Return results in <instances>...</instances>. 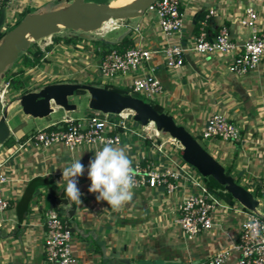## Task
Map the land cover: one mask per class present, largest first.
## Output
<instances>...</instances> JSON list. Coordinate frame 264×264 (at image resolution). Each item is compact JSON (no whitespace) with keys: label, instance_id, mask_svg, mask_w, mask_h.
Returning <instances> with one entry per match:
<instances>
[{"label":"crops","instance_id":"crops-1","mask_svg":"<svg viewBox=\"0 0 264 264\" xmlns=\"http://www.w3.org/2000/svg\"><path fill=\"white\" fill-rule=\"evenodd\" d=\"M68 1L1 0L4 18L0 31L13 22L16 13L24 9L28 12L46 10ZM92 1L119 5V0ZM180 4L184 12L182 26L177 35L166 40L188 45L197 30L198 20L211 8L214 12L207 19V31L213 33L224 25L234 46L224 53L184 52L182 65L171 69L165 65L160 51L166 40L157 27V15L153 10H145L137 19L113 21L107 23V27L85 34L61 29L48 39L34 41L47 61L23 70V88L25 91L37 90L46 83L58 82L127 88L131 76L152 74L160 82L161 90L150 99L176 123L183 125L195 139L212 112L222 113L236 125L239 140L202 138L203 148L229 169V174L237 179V183L253 194L258 201L255 209L264 217V190L258 188V181L264 179V58L254 69L242 74L236 75L227 69L247 34V29L238 22L243 8L252 4L257 11L256 23L258 27L262 26L264 0H180ZM113 28L120 30L112 37H105V32ZM123 36L130 42L127 45L148 49L149 58L142 61L130 77L115 75L102 78L97 70L101 56L99 48H106L104 43L109 45ZM45 46L47 48L44 49ZM20 67V61H15L8 74ZM25 91H11L7 87L0 100V112L5 106L8 112L18 105L16 98ZM81 95L83 93L74 94L75 100L68 97V101L75 104L74 109L68 111L55 106L50 100L52 112L35 117L37 122L33 120V127H23L29 117L26 114H22L21 121L13 125L8 124L7 116L5 118L12 141L0 144L1 168L6 177L1 193L9 201L7 207L0 211V264H41L43 211L49 207L48 193L51 189L58 192L65 189L63 168L80 159L87 169V161L94 157L93 146L87 143L68 149L61 143L41 147L27 139L35 129L63 118L83 122L91 110L85 109L81 117L74 116L75 112L86 108ZM76 97L80 100L76 101ZM54 113H59V117H52ZM139 126L134 129L141 133L144 129ZM144 134L145 137H142L125 131L120 142L113 146L128 145L132 161L140 155L160 158L153 145L158 136ZM178 147L176 143L175 146L164 144L166 154L174 160L176 158L171 154H175ZM186 168H189L188 164ZM34 178L42 183L30 184ZM90 183L85 171L77 185L82 194L81 204L71 201L65 190L63 200L56 204L61 213L72 215L70 245L75 264H121L118 260L123 257L130 260L161 258L187 263L197 259L206 264L207 257L224 249L229 253L221 264H234V245L245 211L235 199L225 200L218 196L220 204L212 211L213 225L187 238L174 222V217L183 195L191 190L188 185L180 186L171 193H166L161 187L134 188L132 202L114 211L106 201H97L96 193L88 191Z\"/></svg>","mask_w":264,"mask_h":264},{"label":"built area","instance_id":"built-area-1","mask_svg":"<svg viewBox=\"0 0 264 264\" xmlns=\"http://www.w3.org/2000/svg\"><path fill=\"white\" fill-rule=\"evenodd\" d=\"M146 10H153L156 13L157 27L165 40L178 34L184 16L180 0H154ZM213 12V9H208L198 20L197 30L188 45L168 40L163 43L160 51L167 67L171 69L180 67L184 52L224 53L234 46L224 25L213 33L207 31V19ZM256 19V9L252 4H247L238 18L239 24L247 29V34L227 67L233 74H242L254 69L264 58V24L258 27ZM99 50L101 56L97 70L102 78L107 79L115 75L130 77L140 63L147 60L150 55L148 49L133 44L121 50L112 46ZM262 74L264 75V70ZM1 84L0 100L8 87L7 76L1 78ZM126 86L129 91L142 93L148 98L161 90L160 82L150 73L131 76ZM129 117L130 111L113 114L91 110L83 122L63 118L35 129L27 139L41 147L61 143L68 149L87 143L93 146L94 154V150L99 149L105 142L118 144L121 134L126 130L145 137L144 133L134 129L136 127H131L130 124L134 121H127ZM199 136L204 139L219 138L232 141L239 140L240 137L236 125L220 112H212L206 117ZM153 145L160 158L140 155L138 159L132 161V167L137 173L135 188L161 187L166 193H171L180 186L188 185L191 190L183 195L174 222L187 238L209 229L213 225L212 211L220 204L218 196L207 187L203 177L194 168H186L185 162L171 159L164 151L162 141ZM1 164L0 161V211L9 204L8 198L1 193L2 183L6 179ZM258 188L264 190V179L258 181ZM71 218L70 213H59L57 209L51 207L44 209L41 264H75L70 245ZM234 250L236 253L234 264H264V217L256 209L255 211L245 209L239 223ZM228 253L227 249L216 251L207 257L206 264H221Z\"/></svg>","mask_w":264,"mask_h":264},{"label":"water","instance_id":"water-1","mask_svg":"<svg viewBox=\"0 0 264 264\" xmlns=\"http://www.w3.org/2000/svg\"><path fill=\"white\" fill-rule=\"evenodd\" d=\"M154 0H129L119 5L92 0H69L57 7L25 13L17 23L0 36V81L5 69L12 65L17 55L29 44L45 38L61 29L78 31L81 34L101 28L109 20H121L140 16ZM4 9L0 7V26L3 23ZM77 90L87 94V107L102 113L131 112V118L141 126L152 123L154 129L166 133L178 144L177 156L201 176L213 178L223 186L224 191L247 210L255 211L257 199L253 194L225 172L224 167L189 133L164 111H157L153 105L129 92H120L112 88L93 83L58 82L46 83L37 90L25 91L17 96L20 111L32 117H43L52 112L51 100L63 110H72L73 102L68 101ZM6 106L0 112V144L8 137L9 127L5 121ZM31 180L30 184L36 182ZM121 264H205L193 259L188 263L181 260H164L161 258H138L130 260L123 257Z\"/></svg>","mask_w":264,"mask_h":264},{"label":"clouds","instance_id":"clouds-1","mask_svg":"<svg viewBox=\"0 0 264 264\" xmlns=\"http://www.w3.org/2000/svg\"><path fill=\"white\" fill-rule=\"evenodd\" d=\"M128 149V145L116 147L105 142L101 148L94 150V157L89 160L87 169L80 159L63 168L62 180L66 182L64 190L67 197L77 204L82 203V194L77 185L79 177L87 171L91 181L88 191L97 194V201H106L114 211L130 204L137 173L132 167Z\"/></svg>","mask_w":264,"mask_h":264},{"label":"trees","instance_id":"trees-1","mask_svg":"<svg viewBox=\"0 0 264 264\" xmlns=\"http://www.w3.org/2000/svg\"><path fill=\"white\" fill-rule=\"evenodd\" d=\"M27 10H22L18 13V15L16 16V18L14 19V21L7 25V27L0 31V36L9 28H11L15 23H17L19 21V19L25 14L27 13ZM130 42L128 41V39L126 38V36H123L120 40H118L117 42L111 43V44H105V46L107 47H115L118 50L123 49L124 47H126L127 44H129ZM47 48V46L44 47V49ZM17 60L20 61L21 63V67L12 72V73H6L4 76H7V80H8V88L11 91H17L19 89H21L22 91H25V89L23 88V81H22V72L26 67H31L34 65H38L40 63L46 62L47 58L43 57V52L35 45V42H31L29 44V46L27 47V49H25L23 52H20V54L18 55ZM16 61V60H15ZM104 87L107 88H112L114 90L120 91V92H128L129 90L125 87V88H119V87H113V86H108V85H103ZM77 93H81V92H85L84 90H77ZM150 102L153 107L157 110V111H162L161 107L159 105H157L155 102H153L152 100L148 101ZM53 127V126H52ZM12 141L11 137H7L4 141L3 144H9ZM225 172L229 174V169L224 168ZM205 184L207 185V187L213 191L217 196H220L222 198H224L225 200H229L232 197L229 195L228 192L224 191L223 186L219 183H217L213 178H211L210 176L208 177H203ZM237 182V179L235 180ZM63 195H64V190L62 189L60 192L58 191H54L53 189L50 190V192L48 193V206L51 208L56 209V204H58L59 202H61L63 200ZM48 207V208H49ZM244 208V207H243ZM59 213H61L59 210H57Z\"/></svg>","mask_w":264,"mask_h":264},{"label":"rangeland","instance_id":"rangeland-1","mask_svg":"<svg viewBox=\"0 0 264 264\" xmlns=\"http://www.w3.org/2000/svg\"><path fill=\"white\" fill-rule=\"evenodd\" d=\"M113 1V0H112ZM115 1V0H114ZM127 1H129V0H119V4H122V3H125V2H127ZM98 2H100V1H98ZM18 15V13H16V15H15V17H14V19L16 18V16ZM138 18V16L137 17H134V18H128V19H130V20H134V19H137ZM14 21V20H13ZM114 22L115 21H118V20H113ZM9 24H11V23H9ZM65 31H68V30H70V29H64ZM120 29H109V30H107L106 32H105V34H104V36L105 37H112V36H114L118 31H119ZM71 31V30H70ZM58 33V32H57ZM57 33H54L55 35L57 34ZM53 34V35H54ZM45 39H48V36L47 37H45ZM39 40V39H38ZM38 40H36V41H38ZM40 40H44V38H41ZM20 54V53H19ZM18 54V55H19ZM18 55H17V57H16V61H18L17 60V58H18ZM15 62V61H14ZM13 62V63H14ZM10 67H11V65L10 66H8L6 69H5V71H4V73H3V76L2 77H4V75L6 74V73H8V69H10ZM1 88H2V84L0 85V90H1ZM130 93H132L133 95H135V96H137V97H140V98H142L143 100H146V101H150L151 99H150V97L148 98V97H146L145 95H143L142 93H138V92H131V91H129ZM81 93H83V95H81V97L80 98H82V104L85 106L86 105V108L85 107H83L82 108V110L81 111H79V112H75V114H74V116H77V117H81V116H83L84 115V112H85V109H88V107H87V95L84 93V92H81ZM81 93H79V94H81ZM74 94H77V92H74L71 96H68L69 98H71L72 97V99H74L75 100V98H74ZM153 96V95H152ZM80 99L79 98H77L76 97V101H79ZM20 108H19V105H15L13 108H11L10 110H8V112H7V118H8V124H10V125H13V124H16V123H18L19 121H21V119H22V112L19 110ZM123 113H126V112H129V110H123L122 111ZM52 115V117H59V113H54V114H51ZM33 120H35L36 122H37V120H36V118L35 117H32V116H29V117H27L26 119H25V122H26V124L23 126V127H33L34 125L32 124V122H33ZM127 121H133V120H131V117H129L128 119H127ZM131 125V127H136V128H139L140 126H139V124L138 123H131L130 124ZM142 127V129H144V131L142 132L141 131V133H149L150 135H153L152 137H154L155 135H157L158 136V139L156 140V142H159V141H162L163 142V144H167V145H172V146H175V143H176V141L175 140H173L171 137H169L166 133H161V132H157L155 129H154V126H153V124L151 123L150 125H148V124H146V126H141ZM149 127V128H148ZM152 127V128H151ZM127 131V130H126ZM156 133V134H155ZM157 136H155V137H157ZM8 137H10V136H8ZM196 140L198 141V143L203 147H205V145L203 144V142H202V138L200 137V136H198V137H196ZM176 145L178 146V144L176 143ZM164 151L166 152V150L164 149ZM171 155H174V157L176 158V160L179 158L178 156H177V154L175 153V154H171ZM180 162H183L182 160H179ZM190 167V166H189Z\"/></svg>","mask_w":264,"mask_h":264},{"label":"bare ground","instance_id":"bare-ground-1","mask_svg":"<svg viewBox=\"0 0 264 264\" xmlns=\"http://www.w3.org/2000/svg\"><path fill=\"white\" fill-rule=\"evenodd\" d=\"M122 1V0H121ZM110 22H113V20H109V21H107V22H105L104 23V25L102 26V27H107V23L109 24ZM109 27V26H108ZM151 124V122L150 123H148V125H150ZM149 128V127H148ZM152 128V127H151ZM158 132V131H157Z\"/></svg>","mask_w":264,"mask_h":264}]
</instances>
